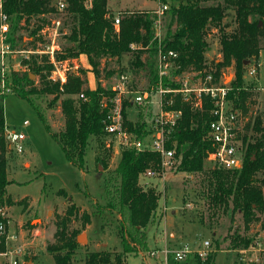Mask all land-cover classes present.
<instances>
[{
	"label": "trees",
	"instance_id": "obj_1",
	"mask_svg": "<svg viewBox=\"0 0 264 264\" xmlns=\"http://www.w3.org/2000/svg\"><path fill=\"white\" fill-rule=\"evenodd\" d=\"M3 10L10 20L8 42L11 47L22 36L18 32L25 29L28 38L36 47L43 41L41 29L55 20L56 8L52 0H2ZM169 0L165 12L164 29L161 47L173 50L178 55L179 69L175 74L191 70L198 74H212L214 82H218L223 71L233 68V79L228 84L227 98L232 107L239 112L249 110L251 92L245 85L243 72L245 61H256L264 49V0ZM67 7L65 21L66 34L63 37L67 44L61 52L55 54L56 61H68L84 55L96 81L94 88L86 84L85 71H68L66 82L52 80V64L48 60H22L28 68L26 72L11 71L5 77V86L18 97L26 100L36 111L46 130L60 146L67 162L80 170L85 167L84 155L90 137L100 140V154L96 160L107 167L109 153L101 138L105 135L104 127L107 115L112 109L113 91L104 88L100 81L102 60H119L130 54V68L144 70L148 81L156 76L155 55L157 40L154 39L151 11L119 13L118 29L113 25V17L108 12L107 0H92L86 7L83 0H65ZM213 4L209 5L208 3ZM233 12L235 27L226 31L223 19ZM108 15V17H106ZM60 20V19H58ZM32 21H34L32 23ZM61 25H63L60 20ZM218 33L219 58L208 61L205 54L209 50L207 34L211 30ZM131 45L134 48H131ZM37 77V83L30 76ZM110 72L105 76L109 77ZM170 86L175 87L173 83ZM83 94L85 99L79 98ZM0 95V222L6 229L7 220L2 217L1 210L11 205L6 197L7 179V144L5 140V122L3 99ZM47 108L58 105L64 118L62 129L52 130L44 112L34 104L35 98L47 99ZM167 99L170 95L166 96ZM58 103V104H57ZM130 103L122 102V127L137 138L147 134V124L128 119L127 109ZM169 108L181 109L168 148L175 150L178 161L176 169L183 172L200 174L207 183V197L214 207L231 205L232 211L242 213L245 223L257 213L264 215V192L257 175L264 173V126L261 118L256 116L252 123H245L237 133L242 149V166L240 169H223L211 167L204 169L208 153L213 149L208 138V127L212 120L213 104L209 98H203L200 109L193 108L180 96L174 97ZM251 132V133H250ZM147 169L159 171V157L149 151H137L132 148L122 149L119 160L108 177L104 180L107 206L118 215L117 235L121 244V252L115 255L116 264L122 262V256L137 254L147 250L146 228L154 220L158 208V194L152 190H144L138 183L141 174ZM78 214L73 204L69 205L65 215L57 222L54 234L55 242L46 245L45 250L52 256L55 264H73L72 258L79 245L76 242L78 232L70 230L71 220ZM85 221L89 216L82 214ZM5 234V233H4ZM2 234V235H4ZM0 235V252L5 250L4 236ZM244 248L248 241L240 240ZM111 254L105 251L89 253L85 264H110ZM187 264V262L177 263ZM197 264H200L197 261Z\"/></svg>",
	"mask_w": 264,
	"mask_h": 264
},
{
	"label": "rangeland",
	"instance_id": "obj_2",
	"mask_svg": "<svg viewBox=\"0 0 264 264\" xmlns=\"http://www.w3.org/2000/svg\"><path fill=\"white\" fill-rule=\"evenodd\" d=\"M65 0H52L56 8L58 2ZM169 0H166L168 2ZM174 6L177 1L172 2ZM169 4V3H167ZM213 4L212 2L208 3ZM159 6L158 0H107V9L111 17L126 12L152 11ZM65 11H57L53 18L63 23L61 32L56 37L59 44L57 54L61 47L67 44L62 35V28L66 19ZM165 16V15H164ZM164 19L161 28L164 29ZM34 21H32L33 23ZM225 30L231 31L235 27L233 12L228 11L223 19ZM118 29V28H117ZM162 30V31H163ZM217 31L211 30L207 34L209 50L205 56L208 61L219 58V42ZM9 34V33H8ZM6 35L8 40L9 35ZM25 29L17 33L22 36L14 49L22 48L42 50L45 40L33 47L28 44L31 38L26 37ZM55 53V54H56ZM6 59L11 65L22 62L20 54H12ZM46 60L43 53L30 54L28 59ZM54 55V59H55ZM130 54H125L119 60H102L99 81L101 85L110 89L116 82L119 74H126L130 79L132 89L144 88L148 77L144 70L134 72L129 66ZM49 60V59H48ZM56 68L62 71H85L87 86L94 88L96 79L84 55L68 61H54ZM66 63V64H65ZM62 64H65L62 67ZM53 66V65H52ZM18 68V66H16ZM255 69L253 76L249 70ZM55 69V67H53ZM19 72H26L28 68L21 63ZM110 72L106 77L105 73ZM197 74L191 70L184 75ZM185 77V76H183ZM31 80L37 83L33 74ZM233 79V68H226L221 75V82L228 86ZM243 80L251 92L250 108L246 112H239L241 125L252 123L256 116L261 118L264 126V49L256 61L246 65ZM3 99L4 122L6 128L20 130L25 134L23 151L15 152L7 148V179L10 181L6 187V197L11 205L2 207L1 215L7 220L4 236L5 250L0 252V264H8L10 254L3 255L10 248L15 253L19 264H55L52 256L45 250L46 245L55 242L54 234L57 222L65 215L69 205L73 204L78 214L71 220L70 230H76L77 236L85 235L72 258L73 264H85L89 253L105 251L111 254L110 264H116L115 255L121 252V244L117 235L118 215L116 211L107 206L108 197L105 194L104 180L114 170L122 149L117 138L105 135L101 138L104 147L109 153L107 167L96 160L100 154V140L95 137L88 139L84 155L85 167L83 170L66 161L64 154L46 130L36 111L29 103L12 92H4ZM47 99L35 98L34 104L43 112L49 121L52 130L62 129L64 118L58 105L47 108ZM190 103V102H189ZM58 104V103H57ZM191 104V103H190ZM128 119L139 121L140 109L131 105L128 109ZM23 120L28 121L23 126ZM251 133V132H250ZM211 168L209 163L204 169ZM158 178L140 176L139 185L144 189H152L158 194V208L154 220L146 228L147 250L137 254L122 256L120 264H262L264 262V215L257 213L253 219L245 223L242 213L232 211L231 205L226 210L223 207H214L207 197V183L202 176L194 173L171 170L161 174ZM264 192V173L257 175ZM89 216L85 221L82 214ZM249 242L243 247L240 240ZM204 242L208 245L204 246ZM188 251L181 261L173 257L174 251ZM205 252L200 257L198 252Z\"/></svg>",
	"mask_w": 264,
	"mask_h": 264
},
{
	"label": "built area",
	"instance_id": "obj_3",
	"mask_svg": "<svg viewBox=\"0 0 264 264\" xmlns=\"http://www.w3.org/2000/svg\"><path fill=\"white\" fill-rule=\"evenodd\" d=\"M91 1L83 0V3L86 7H89ZM158 1L159 6L151 11L154 14V39L157 40L154 61L156 76L152 81L149 80L144 88L132 89L129 77L126 74L118 75L115 84L110 88L114 96L112 109L107 115V122L104 127L105 133L116 137L119 145H125L126 148L156 153L159 157V171L147 169L142 176L162 178L161 174L176 169L179 161L175 157V150L167 146L171 133L174 131L182 114L181 109L169 108L174 103V97L180 96L183 101L190 102L192 107L197 109L202 107L203 98H209L213 104V109L211 111L212 120L208 127V138L212 143L213 149L208 153L206 162L211 167L240 169L243 153L237 133L243 125H241L239 120V111L232 107L231 102L227 98L229 88L221 80L214 82L213 76L209 72H206L205 75L193 73L192 75H184L185 71L175 74L179 69L177 53L161 47L163 36L161 23L169 5L165 0ZM66 7L67 3L65 1L58 2L56 10L64 11ZM119 20V15L113 17L115 28H118ZM61 26L60 20L55 19L49 26L41 29L40 33L45 40L42 50L14 49L6 39L10 28V20L3 10V1L0 0V95L4 92H11V89L5 86L6 75L11 71H20L18 68H21V61L16 65H11L6 61V59H9L8 56H12L14 53L22 55L25 59H28L30 54H46L49 62L55 67L52 70L51 79L59 80L62 84L66 82L67 69L64 67L60 71L56 68L54 62V55L60 48L56 42V37L61 32ZM65 34L66 29L62 28V35ZM131 48H134V46L131 45ZM65 64H62V67ZM255 73L256 70L254 68L249 70L250 76ZM169 83H173L176 86L172 87ZM167 95H170L169 99L166 98ZM79 98L85 99L83 94H79ZM124 100L129 102L130 106L133 105L141 110V122L147 124V134L144 138H137L123 129L121 108ZM28 124L27 120H23V126ZM4 136L8 147L17 153L23 151L25 134L22 131L5 128ZM5 232L4 224L0 222V235ZM207 245L208 243L204 242V246ZM187 252V250L174 251L172 255L176 261H181ZM8 253L11 256L8 264H19L15 253H12L10 248L3 255H8ZM198 255L202 258L205 256V252L200 251Z\"/></svg>",
	"mask_w": 264,
	"mask_h": 264
},
{
	"label": "water",
	"instance_id": "obj_4",
	"mask_svg": "<svg viewBox=\"0 0 264 264\" xmlns=\"http://www.w3.org/2000/svg\"><path fill=\"white\" fill-rule=\"evenodd\" d=\"M249 63H250V61H245V62H244L245 65H247V64H249ZM83 240H85V235H84V234H80V235H78V236L76 237V242H77V244H80L81 241H83Z\"/></svg>",
	"mask_w": 264,
	"mask_h": 264
}]
</instances>
